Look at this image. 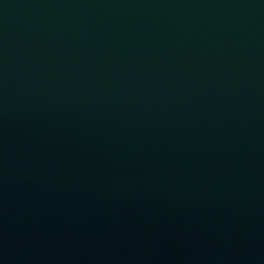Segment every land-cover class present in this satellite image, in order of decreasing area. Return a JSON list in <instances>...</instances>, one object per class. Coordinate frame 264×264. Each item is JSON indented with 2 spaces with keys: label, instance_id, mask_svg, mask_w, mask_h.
<instances>
[{
  "label": "water",
  "instance_id": "95a60500",
  "mask_svg": "<svg viewBox=\"0 0 264 264\" xmlns=\"http://www.w3.org/2000/svg\"><path fill=\"white\" fill-rule=\"evenodd\" d=\"M0 264H264V0H0Z\"/></svg>",
  "mask_w": 264,
  "mask_h": 264
}]
</instances>
